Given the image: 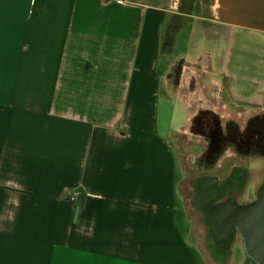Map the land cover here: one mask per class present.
Wrapping results in <instances>:
<instances>
[{
	"label": "crops",
	"instance_id": "1",
	"mask_svg": "<svg viewBox=\"0 0 264 264\" xmlns=\"http://www.w3.org/2000/svg\"><path fill=\"white\" fill-rule=\"evenodd\" d=\"M189 91L264 109V0H0V264H205L171 141Z\"/></svg>",
	"mask_w": 264,
	"mask_h": 264
},
{
	"label": "flooded vegetation",
	"instance_id": "2",
	"mask_svg": "<svg viewBox=\"0 0 264 264\" xmlns=\"http://www.w3.org/2000/svg\"><path fill=\"white\" fill-rule=\"evenodd\" d=\"M247 111H232L237 117L223 119L211 108L196 109V123H188L187 119L184 123L193 125L201 139L189 146L196 148L190 158L201 161L199 168L203 170L212 167L218 171L194 178L192 189L196 204L208 216L217 253L224 255L238 239L250 263L264 264L260 260L264 258V170L259 185L246 192L247 169L231 164L264 160V109ZM222 168L226 171L221 179Z\"/></svg>",
	"mask_w": 264,
	"mask_h": 264
},
{
	"label": "rangeland",
	"instance_id": "3",
	"mask_svg": "<svg viewBox=\"0 0 264 264\" xmlns=\"http://www.w3.org/2000/svg\"><path fill=\"white\" fill-rule=\"evenodd\" d=\"M170 77L173 86L176 87L180 79L179 65L173 69ZM184 94L188 97H183V99L190 103V107L186 112V119L188 123L195 124L198 116L194 114L195 110H206L209 108L207 105L209 103L208 100H211V98L199 95L195 91H189V93ZM174 100L177 102V99L174 98ZM175 106L176 112L174 114V132L172 134L171 141L183 174V180L179 186V191L182 196V204L186 209V217L189 223V239L197 247L200 255L203 256L205 264H249L251 259L245 256L246 252L244 245L242 241L238 239L231 244L224 255L218 254L214 247V241L212 240L211 235L212 228L209 224L208 216L205 210L196 204L194 199L195 190L192 191V189L194 185V178L203 175H215L218 171L212 167L210 170H203L199 168L201 161L192 160L190 158V154H195L194 150H196V148H193L194 150H192L189 146L201 139L198 137V133L194 130L195 128L193 125L189 126L184 123V111L180 108L178 109L176 104ZM217 112L223 116V119H226L229 116L237 117L233 112H229L225 109H217ZM182 124L183 126L179 130L175 131L176 126H181ZM230 162L231 161H229V163ZM203 163H207V161L204 160ZM231 164H237L241 168L247 169V172L249 173V180L247 183L248 185L245 187L246 192L255 189L259 185L262 178L261 175L264 170V160L254 158L251 162L246 163V165L244 162L240 161H233ZM225 171L226 169L222 168V171L220 172V175L222 176L221 179L223 178Z\"/></svg>",
	"mask_w": 264,
	"mask_h": 264
},
{
	"label": "trees",
	"instance_id": "4",
	"mask_svg": "<svg viewBox=\"0 0 264 264\" xmlns=\"http://www.w3.org/2000/svg\"><path fill=\"white\" fill-rule=\"evenodd\" d=\"M181 21L178 18H174L170 25L167 27L163 40H162V49L164 51H170L173 43V38L176 30L180 27Z\"/></svg>",
	"mask_w": 264,
	"mask_h": 264
},
{
	"label": "water",
	"instance_id": "5",
	"mask_svg": "<svg viewBox=\"0 0 264 264\" xmlns=\"http://www.w3.org/2000/svg\"><path fill=\"white\" fill-rule=\"evenodd\" d=\"M260 260H262L261 262L264 263V258H262V259H260Z\"/></svg>",
	"mask_w": 264,
	"mask_h": 264
},
{
	"label": "bare ground",
	"instance_id": "6",
	"mask_svg": "<svg viewBox=\"0 0 264 264\" xmlns=\"http://www.w3.org/2000/svg\"><path fill=\"white\" fill-rule=\"evenodd\" d=\"M250 264H253V263H250Z\"/></svg>",
	"mask_w": 264,
	"mask_h": 264
}]
</instances>
